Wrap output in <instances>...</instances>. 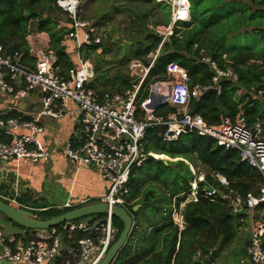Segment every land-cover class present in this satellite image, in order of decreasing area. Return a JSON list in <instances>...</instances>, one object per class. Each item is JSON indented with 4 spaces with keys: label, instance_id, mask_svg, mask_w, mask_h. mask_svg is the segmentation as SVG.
<instances>
[{
    "label": "built area",
    "instance_id": "obj_1",
    "mask_svg": "<svg viewBox=\"0 0 264 264\" xmlns=\"http://www.w3.org/2000/svg\"><path fill=\"white\" fill-rule=\"evenodd\" d=\"M84 2L56 1V7L68 18V27L57 25L63 36L61 46L67 48L70 42L74 43L77 68H70L62 74L56 53L49 44L42 50L28 47L30 59L27 61L23 53L7 55L0 46V132L5 138L0 142V162L48 163L51 155L42 144L46 127L41 118L61 120L71 115L75 137L63 143L62 153L76 165L77 171L84 167L92 168L109 184L108 193L101 201L108 205L109 210L103 217L91 216L86 221L66 222L50 230L33 231L27 239L19 234L6 237L0 229V264H100L117 240L118 228L114 224L112 208L127 209L133 168H139L149 157H155L145 149L148 130L154 128L165 129L162 139L166 143H174L182 135L193 133L216 140L228 150H237L249 166L261 172L263 179L259 193L245 198L236 196L231 205L235 213H251L247 260L251 264H264V125L256 122L250 128L241 111L235 120L227 118L219 127H213L190 111L192 98L211 90L220 93V82L231 80L235 83L239 80L238 75L233 69H220L215 62L205 59L214 73L212 85L191 89L188 74L179 65L171 64L166 81L158 83H162V90L168 93L160 104L151 108L150 99L158 84L150 88L148 98L138 106L137 98L153 63L146 67L140 61H133L129 66L134 80L132 89L123 94L99 95L89 88L95 69L92 61L83 58L82 53L87 46L104 45L107 34L83 19ZM171 3L170 28L190 20L189 0H173ZM165 41L166 37L162 44ZM29 60L33 62L29 63ZM259 94L263 95V92ZM31 98L38 101V109L28 112L18 107ZM8 100L13 104H6ZM164 105L176 111L166 119L156 117L155 110ZM218 178L222 185H228L225 178ZM192 190L197 197L196 181ZM216 195L217 191L211 188L204 193L208 199ZM0 198L12 205L11 201ZM89 204V199L80 200L77 204L69 200L63 209H77ZM201 258V253H198L195 260L200 261ZM245 263L242 260L241 264Z\"/></svg>",
    "mask_w": 264,
    "mask_h": 264
},
{
    "label": "trees",
    "instance_id": "obj_2",
    "mask_svg": "<svg viewBox=\"0 0 264 264\" xmlns=\"http://www.w3.org/2000/svg\"><path fill=\"white\" fill-rule=\"evenodd\" d=\"M56 1L0 0V46L7 55L23 53L27 61L30 59L27 37L31 32L32 24H38L40 32L49 34L51 47L56 53L63 74L74 66L67 48L61 46L63 36L56 29L57 18L42 17V12L51 7V3L54 9L59 10ZM189 1V21L176 24L172 36L163 45L162 36H156L154 40L147 42L148 48L156 51L159 47L160 52L137 101H140V104L148 98L149 88L152 85L166 81L167 68L171 64H177L188 71L191 89L196 86H211L214 73L210 66L203 62L204 59L209 58L220 69H233L239 80L235 83L231 80H223L220 82V93L207 92L192 98L190 111L200 115L210 126L219 127L227 118L235 120L243 110L248 126H253L258 114L264 115V95L259 100H253L252 95L264 91V0ZM39 18V22L32 21ZM171 22L172 17L168 26ZM242 30H245L244 33H240ZM237 35L250 37L254 41L258 37L257 49L228 50L231 38ZM195 46L196 49H193ZM99 47L101 46H87L86 59H90L89 55ZM98 68L95 69V76L99 74ZM115 86L118 88L114 92L99 91L95 90V82L89 84L90 89L97 91L99 95H104L123 94L132 88V82L124 80L115 83ZM145 86L148 87L142 96ZM240 90L247 92V95L244 94L245 96L238 100L237 93ZM175 111L174 108L164 105L155 110V115L166 119ZM164 131V128L148 130L145 141L146 152L160 157L184 159L194 166L196 174L194 175L183 161L166 165L164 161L153 157H149L141 167L133 168L130 187H134L136 183L154 182L161 186L162 198L165 200H159L160 195L156 187H148L144 191L136 187L131 191L127 209L134 223L138 222L137 226L143 227L142 241L139 237L133 239L132 235L113 264H195L198 253H201L202 258L197 262L216 263L212 251L217 250L219 255L221 251L231 247L237 239L238 230L251 218L249 211L235 213L231 203L236 196L245 198L249 194L259 193L263 179L261 172L249 166L237 150H228L216 140L193 133L182 135L174 143H166L162 139ZM2 141H5V138L0 132V142ZM145 174L149 179L143 178ZM201 175H204L203 179ZM218 176L225 178L228 185H222ZM195 181L198 187L197 197L192 190ZM210 188L217 191L216 197L212 199L204 197L205 191ZM163 202L164 205L158 212L155 211L153 215L148 214L144 222L139 220L140 215L144 214L141 210L143 207L156 210ZM138 205H141V208L134 211ZM72 210L74 209H64L59 215L45 219L55 218ZM48 211L51 210L43 212L45 214ZM175 211L181 213L180 223L183 228L179 221L174 220ZM103 215L96 216L103 217ZM114 224L118 228V239L123 224L115 217ZM151 228L154 230L149 235ZM133 232L136 234L135 230ZM139 244L143 246L139 247Z\"/></svg>",
    "mask_w": 264,
    "mask_h": 264
},
{
    "label": "rangeland",
    "instance_id": "obj_3",
    "mask_svg": "<svg viewBox=\"0 0 264 264\" xmlns=\"http://www.w3.org/2000/svg\"><path fill=\"white\" fill-rule=\"evenodd\" d=\"M171 2L172 1L169 0H85L82 8L83 19L94 22L100 31H104L107 34V39L104 45L96 48L89 56H91L90 58L94 57L96 59V62H98L97 67L100 66L98 68V76L100 80L106 82L113 92L118 88V86H115V83L117 84L124 80H130L134 83V80L131 78L129 72V66L132 61H140L144 66L149 67V55L151 53H155V55H157L159 47H157L155 51L152 48H148L147 42H151L156 36H161L159 34V30H164L168 27L170 17H172L173 13V6ZM52 5L53 4L51 3V7L46 8L42 12V17L57 18V25L67 27L68 18L66 15L60 10L54 9V6ZM40 11H42V8H40ZM32 21L39 22L40 18ZM31 33H34L33 35H35V33L36 35L37 33L48 34L46 32H40L38 24H32ZM29 36L30 35H28L27 39ZM234 42L239 43V40L236 39ZM107 43L111 44L109 46L110 49L106 48L105 44ZM239 44H243L246 47L250 46L251 42L243 40ZM73 48L74 43H72L70 47H67V51L71 57H73L72 61H75L76 64H78L76 50ZM87 51L88 50L85 49L82 53L83 58H87ZM96 79H98V77ZM161 84L157 95L162 98L163 91ZM147 87L148 86H145L143 89V92L141 93L142 96L145 94ZM139 102L140 101H137V106ZM49 120L50 119L48 117L41 118L42 124H45ZM155 156L157 158L153 157L154 159L167 161L168 163L177 161L176 159H171L170 157ZM68 165L70 166L68 168L70 171L69 175H71L72 178L75 169H73L70 161L68 162ZM6 170L7 173L10 174V177L13 178V170L10 167H6V169L4 168V171ZM148 177L149 176L146 174L143 175L144 179H149ZM49 180L51 181L45 183V193L43 194V198L39 201V204H41L40 206H52L56 203L67 200V192L64 188L65 186L57 181V177H49ZM136 187H139L141 191H144L148 187H156L160 195L159 200H165L162 198L161 186L154 182L149 181L146 184L136 183L134 187H131V191L135 190ZM163 205L164 202L162 204L160 203L156 210H152L147 207H143L141 210L142 212L144 211L146 215H153L155 211L158 212L160 207ZM13 206L16 205L13 204ZM50 210L51 211H48L45 214L44 212H39L36 213V215H38V218L45 219L60 214V211L56 210V208H51ZM66 212L68 213L70 211ZM89 217L80 220L86 221ZM0 229L6 237L19 234L24 239H27L34 231L30 230V232H27L21 229L2 214H0ZM250 232V222H246L238 230V236L235 243L228 249L220 252L218 258L215 260L216 264H241L242 260L246 261L245 264L250 263L247 260L246 254L250 239Z\"/></svg>",
    "mask_w": 264,
    "mask_h": 264
},
{
    "label": "crops",
    "instance_id": "obj_4",
    "mask_svg": "<svg viewBox=\"0 0 264 264\" xmlns=\"http://www.w3.org/2000/svg\"><path fill=\"white\" fill-rule=\"evenodd\" d=\"M92 23L96 25L94 22ZM170 27L171 26H168L164 30H159V34L162 36V38L166 37V41H168L169 38L173 34L174 27L173 28H170ZM243 31L245 30H242L240 33H244ZM248 31H250V29ZM33 34L34 33H30V36L27 39L29 48L35 47L39 50H42L47 46V44L51 45V39H50L49 34H45V33H42V34L37 33V35L36 33L35 35ZM238 36L239 35H237L236 37L233 36L231 38L230 46L228 47V50H232L234 48H244L247 50L257 49L258 43H259L258 37L257 39H255L256 41H254L250 37L246 38L244 36H240V37ZM236 39L239 40V43L243 40H248L251 42V44L250 46L245 47L243 44L235 43L234 41ZM71 44L72 42H70L67 45V47H70ZM107 44L111 45L110 43H107ZM196 47L197 46H195L193 49H196ZM159 52H160V49L158 50L157 55H155V53H151L149 55L148 57L149 66L152 63L154 65L155 60L157 59L159 55ZM71 59L73 60V57H71ZM206 59H209V58H206ZM90 60L92 61V64L94 65V69H95L98 66L97 65L98 62H96V59L94 57L92 59L90 58ZM31 61L32 60H29V63H31ZM203 62H205V59L203 60ZM206 64H208L212 70L211 64L209 63H206ZM73 66L77 68L78 64H76V62L74 61ZM63 69L66 70V68L64 67ZM182 69L188 74V71L185 68H182ZM96 77H98V75L94 76L95 79H93L90 82V83L95 82V85H96L95 90H99V91L112 90L111 88H109L106 82L101 81L100 78L96 79ZM158 83L160 82H157L155 84H158ZM151 87H153V85ZM159 88H160V84H158L155 89L158 90ZM162 91H163V94H162L163 96L165 93L167 95V90H162ZM259 92H263V95H264V91H259ZM259 92L257 94L256 92L252 94L253 100H259L263 97V95H260ZM244 94L247 95V92H245L244 90L238 91L237 99L238 100L241 99ZM9 103L13 104L11 100H8L6 102V104H9ZM39 107L40 106H39L38 101L35 100L34 98H31L30 100H28V104L25 110H27L28 112H31L32 110L38 109ZM257 121L261 122L264 125V115L260 116L258 114V117L254 120L253 126H251L250 128H253ZM44 126L46 127V134L43 138H41V140H42V144L50 152V155H51L50 161L48 163H38V164H33L30 162H26V161H21V162L12 161L6 164L0 162V197H2L6 201H11L12 205L13 204L16 205L14 206L15 208L19 207L17 209L28 210L32 212V214L35 216H38L36 215V213H39V211L41 210L46 211V210H50L51 208H56V210L62 212L63 206L69 200L71 201L72 204H77L80 200H83V199H89L90 204L101 203L102 199H104L108 193L109 184L105 182L102 179V177L97 173V171H95L92 168L84 167L80 169L79 171H77L76 165L70 159L65 157L61 150L63 143L67 141H72L75 137L74 118L71 115H69V116H65L61 120H51L50 119L48 122L44 124ZM176 160L183 161L187 166H189L192 173L194 175L196 174V170L194 166L190 164L188 161L184 159H176ZM69 161L71 162L73 169H75V172L72 178H71V175H69L70 174V171L68 169L70 167L68 165ZM6 167H10L13 170L12 172L14 175L13 178L10 177V174L7 173V170L4 171V168L6 169ZM49 177L51 178L57 177V181H59L62 185L65 186L64 188H65V191L67 192L66 193L67 200H65L64 202L56 203L52 206H46V205L40 206L41 204H39V201L41 198H43V194L45 193L44 192L45 183L51 181L49 180ZM200 177L203 179L204 175H201ZM196 179H198V177H196ZM13 201H15V203H13ZM145 216H147L146 213L140 215L139 220L141 222H144ZM174 220L177 222L179 221V223L182 222L181 221L182 216L180 212L177 211L176 213L175 211ZM248 222H250V225L252 228V221L249 219ZM137 225H139L138 222L134 223V228L132 230V233L130 234L129 239L133 235V239L139 237V240H141V237L143 236L142 234L143 227L137 226ZM180 226L181 228H183V225L181 223H180ZM134 230L136 231L137 235L133 232ZM153 230L154 228H151L148 234L150 235V233ZM142 246L143 244H139V247H142Z\"/></svg>",
    "mask_w": 264,
    "mask_h": 264
},
{
    "label": "water",
    "instance_id": "obj_5",
    "mask_svg": "<svg viewBox=\"0 0 264 264\" xmlns=\"http://www.w3.org/2000/svg\"><path fill=\"white\" fill-rule=\"evenodd\" d=\"M169 1H173V0H169ZM109 46L110 45L107 44L106 48L110 49ZM135 85H137V83H135ZM154 92H153L154 95L150 99L151 108H155L158 104H160V101L162 99L159 95H157L156 89ZM210 92L217 94L216 90H211ZM27 104H28V100L24 101L23 103H20L18 107L22 110H25L27 107ZM164 163L166 165L169 164L167 161H164ZM207 190H210V189H207ZM140 207L141 206L138 205L136 208H134V211H137ZM108 210H109L108 205L106 203L101 202V203H95V204H90L87 206L79 207L77 209H74L68 213H64L55 218L40 219V218H35L32 212L25 210V209H17L14 206H12L10 203H6L0 198V214L4 215L11 222L25 229L34 230V231L50 230L66 222L77 221V220H80V219H83L89 216L103 215ZM112 212H113V216L117 218L123 224V230L119 238L115 241V243L109 249V251L106 254V257L100 264H113L114 263V261L117 258L118 253L126 245L130 237V234L132 233V230L134 228L133 217L131 216L130 212L126 208L114 206L112 208ZM212 257L214 259L218 258L217 250L212 251ZM195 264H202V263L196 262Z\"/></svg>",
    "mask_w": 264,
    "mask_h": 264
},
{
    "label": "bare ground",
    "instance_id": "obj_6",
    "mask_svg": "<svg viewBox=\"0 0 264 264\" xmlns=\"http://www.w3.org/2000/svg\"><path fill=\"white\" fill-rule=\"evenodd\" d=\"M186 5H187V3H186ZM165 95V94H164ZM155 156V155H154ZM155 158H157L156 156H155Z\"/></svg>",
    "mask_w": 264,
    "mask_h": 264
}]
</instances>
